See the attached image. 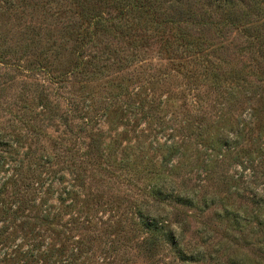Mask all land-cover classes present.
<instances>
[{"label":"rangeland","instance_id":"rangeland-1","mask_svg":"<svg viewBox=\"0 0 264 264\" xmlns=\"http://www.w3.org/2000/svg\"><path fill=\"white\" fill-rule=\"evenodd\" d=\"M70 10L65 0H0V264H264V204H252L264 164L234 137L241 124L255 137L262 84L227 102L155 41L116 44L115 57L90 41L82 61L107 66L92 79L62 58L41 68L77 20ZM236 31L212 34L214 64L222 45L235 67L248 62ZM177 193L190 205H175ZM152 215L170 236L150 235Z\"/></svg>","mask_w":264,"mask_h":264},{"label":"trees","instance_id":"trees-1","mask_svg":"<svg viewBox=\"0 0 264 264\" xmlns=\"http://www.w3.org/2000/svg\"><path fill=\"white\" fill-rule=\"evenodd\" d=\"M65 1H70V12L77 16V20L69 21L65 26L63 41L56 49L49 51V58L43 57L38 62L41 68L51 67L62 58V63L67 64L73 74L78 72L83 78L92 79L102 75L107 66L101 63L100 56L94 55L82 61L81 50L90 41L93 40L94 48L95 43H106L101 51L113 57L116 49L111 47L116 44L123 43L135 51L144 48L149 41H155L171 56L170 59L182 62V65H177L184 77L197 86L206 82L226 96L227 102L238 103L241 101L239 99H246L248 92L254 90L258 83L262 84L261 88L258 86L261 92L258 90L257 94L260 95V109H264V0H192L195 4L189 0ZM167 29L174 31L168 33ZM233 31L237 32L234 38L239 41L238 45H233L236 54L246 57L248 62L235 67L228 59V48L222 45L218 52L219 62L214 64L210 57L215 54V49L210 50V40L213 35L226 40L225 35ZM117 89L122 92L126 86L122 83ZM251 93L254 94V91ZM141 103H138L136 110H140ZM153 103L155 101L151 100L147 105L152 112L158 108ZM43 108H47V105H43ZM241 125L240 128L237 126L234 135L237 144L248 141L254 146L253 151L261 157V164H264V149L255 144L260 138L264 140V116L256 125L255 137H247L248 133H243ZM229 141L228 136L221 137L225 146ZM156 174L159 179H166L162 171ZM157 184L153 185L151 191L159 199L164 189ZM169 198L175 205H190L188 196L184 194L177 193ZM252 198L257 199L256 202L252 200V204L259 207L264 204V200H261L264 199L263 193L259 195L255 191ZM58 201L62 204L63 200L58 198ZM163 222L166 221L156 220L152 215V219L147 217L144 225L152 237L162 233L170 236L167 234L171 231Z\"/></svg>","mask_w":264,"mask_h":264}]
</instances>
